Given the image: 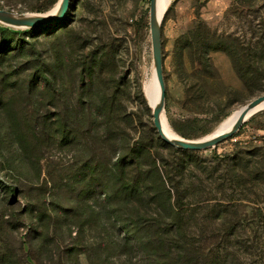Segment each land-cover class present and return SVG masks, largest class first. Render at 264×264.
Here are the masks:
<instances>
[{
    "label": "rangeland",
    "instance_id": "1",
    "mask_svg": "<svg viewBox=\"0 0 264 264\" xmlns=\"http://www.w3.org/2000/svg\"><path fill=\"white\" fill-rule=\"evenodd\" d=\"M150 1L68 0L47 29L0 22V264H145L116 221L131 207L118 161L142 148L145 172V144L184 189L170 240L201 248L189 264H264V108L214 147L164 141L142 90L153 71ZM58 2L0 0V8L47 13ZM256 24L264 0H171L160 33L163 114L176 136L202 139L264 94ZM214 30L218 46L231 34L252 54L245 66L258 74L248 87L225 51L199 47Z\"/></svg>",
    "mask_w": 264,
    "mask_h": 264
},
{
    "label": "trees",
    "instance_id": "2",
    "mask_svg": "<svg viewBox=\"0 0 264 264\" xmlns=\"http://www.w3.org/2000/svg\"><path fill=\"white\" fill-rule=\"evenodd\" d=\"M47 9L46 7L38 8L36 11L43 12ZM53 25L42 28H51ZM201 27L206 29L207 34L210 33L206 24H200ZM262 29H264V24L252 26L250 29L252 35H254L252 37L258 36V31ZM8 30H10L8 27L3 29V31ZM211 33L213 40H199V47L204 45L206 51H225L230 58L234 72L248 87L257 78L258 74V71L245 66L249 61H254L252 54L243 49L239 38L231 34L228 35V39L232 42L230 41L227 44L228 47H225L224 43V47L218 46L220 44L218 34L215 30ZM259 39L263 41L261 37ZM217 78L220 79L219 73ZM149 145L145 144V172L142 163L137 162V155L142 152V148L127 149L130 152L118 161V166L123 168L122 173L126 172V175H128L127 189H125L129 193V196H127L129 199H123V201L131 207L127 212V217H117V224L127 232L126 244L129 246L130 251L141 260L145 258V264H189L192 262L190 252L199 262L198 257L200 258L204 254L200 247L177 246L174 244L175 240H170L175 238L173 230H180L184 189L168 171L159 169L153 154L147 148ZM163 145L171 147L166 143H163ZM168 219H170V222ZM101 227L104 235L102 239L105 240L108 238L104 231L106 228L105 223H101ZM142 231H144L145 242L140 237ZM169 240L173 244L166 245ZM148 241L153 245L150 251H148Z\"/></svg>",
    "mask_w": 264,
    "mask_h": 264
},
{
    "label": "water",
    "instance_id": "3",
    "mask_svg": "<svg viewBox=\"0 0 264 264\" xmlns=\"http://www.w3.org/2000/svg\"><path fill=\"white\" fill-rule=\"evenodd\" d=\"M68 7V0H61L59 7L55 13H38V12H10L5 9L0 8V22L5 25L18 27V28H35V27H45L51 26L56 22H60L65 16ZM167 10V9H166ZM165 10V12H166ZM164 12V13H165ZM161 22V21H160ZM160 22L157 21V2L156 0L150 1V36H151V50H152V62L154 64L155 73L160 84V101L159 104L152 109L153 124L161 136V138L176 146L183 149L191 150H201L209 147H214L216 144L231 137L239 127L247 119L249 112L264 101V94H261L249 102H247L242 107V111L238 118L232 125V127L226 131L220 132L214 136L196 139V140H186V139H170L164 135L161 121L159 119L162 109H164L165 103V82L163 75V54L161 45V33H160ZM257 111H254L249 115H253Z\"/></svg>",
    "mask_w": 264,
    "mask_h": 264
},
{
    "label": "bare ground",
    "instance_id": "4",
    "mask_svg": "<svg viewBox=\"0 0 264 264\" xmlns=\"http://www.w3.org/2000/svg\"><path fill=\"white\" fill-rule=\"evenodd\" d=\"M60 2L61 0H59L58 4L54 9L51 10V12H47V13H55L59 7ZM156 2H157V21L159 23L162 20L165 14L164 12L168 8L171 0H156ZM152 65H153V71L151 77L147 82L144 81L142 90L146 95L149 105L152 107V109H154L159 104L160 101V84L155 73L154 64ZM262 108H264V101L261 102L259 105H257L255 108H253L246 117L248 118L251 113H253L254 111H259V109L261 110ZM163 110L164 109H162L160 113L159 119L161 121L164 135L172 140L183 139L179 136H176L175 133L171 130L170 126L168 125L167 121L164 118ZM241 111H242V107L236 112L224 118L217 125V127L211 133L206 135L204 138L214 136L220 132L230 129L234 124V122L236 121V119L238 118Z\"/></svg>",
    "mask_w": 264,
    "mask_h": 264
}]
</instances>
